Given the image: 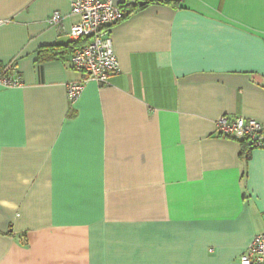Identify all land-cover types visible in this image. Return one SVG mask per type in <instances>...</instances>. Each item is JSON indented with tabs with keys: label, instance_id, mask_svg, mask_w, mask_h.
Wrapping results in <instances>:
<instances>
[{
	"label": "crops",
	"instance_id": "1",
	"mask_svg": "<svg viewBox=\"0 0 264 264\" xmlns=\"http://www.w3.org/2000/svg\"><path fill=\"white\" fill-rule=\"evenodd\" d=\"M73 1L0 0V64L22 81L0 87V264H241L264 147L245 160L216 123L264 127V0H113L120 73L71 104Z\"/></svg>",
	"mask_w": 264,
	"mask_h": 264
},
{
	"label": "built area",
	"instance_id": "2",
	"mask_svg": "<svg viewBox=\"0 0 264 264\" xmlns=\"http://www.w3.org/2000/svg\"><path fill=\"white\" fill-rule=\"evenodd\" d=\"M182 4L185 0H161ZM72 14L81 18L72 26L71 39L77 43L85 40L72 55V68L85 75L82 82L67 87L69 102L74 104L82 95L86 83L96 82L106 86L112 76L120 73V66L113 50L112 28L125 19L126 13L113 0H74ZM61 21L55 14L49 23L57 26ZM4 21L0 20V26ZM13 65L0 64V87L16 88L22 81L15 77ZM217 136L231 140H248L253 148L264 147V127L256 120L238 118L231 120L222 116L216 123ZM241 264H264V233L257 235L240 258Z\"/></svg>",
	"mask_w": 264,
	"mask_h": 264
},
{
	"label": "trees",
	"instance_id": "3",
	"mask_svg": "<svg viewBox=\"0 0 264 264\" xmlns=\"http://www.w3.org/2000/svg\"><path fill=\"white\" fill-rule=\"evenodd\" d=\"M148 3H159V4H172L177 6L178 4L176 3H172V2H167V1H161V0H152L147 2ZM143 7V6H141ZM137 11V6L132 7V11L131 12H135ZM130 12V13H131ZM83 43H85V40H82L80 42L74 43L72 48L70 49L72 51V53L75 52V50L83 45ZM70 47V46H69ZM62 55V48L61 47H54V48H49V49H45L43 51H41V59L42 60H51L57 56ZM244 144H243V158L245 160H247L249 158V155L251 153V150L253 149V147L251 146V144L248 142V140H243ZM247 142V143H246Z\"/></svg>",
	"mask_w": 264,
	"mask_h": 264
}]
</instances>
